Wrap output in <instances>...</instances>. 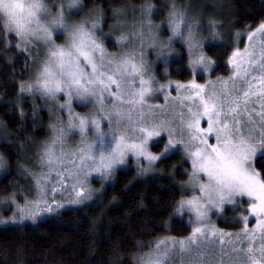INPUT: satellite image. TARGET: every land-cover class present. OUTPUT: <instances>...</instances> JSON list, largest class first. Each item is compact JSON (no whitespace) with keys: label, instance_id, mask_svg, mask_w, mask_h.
I'll return each mask as SVG.
<instances>
[{"label":"snow or ice","instance_id":"obj_1","mask_svg":"<svg viewBox=\"0 0 264 264\" xmlns=\"http://www.w3.org/2000/svg\"><path fill=\"white\" fill-rule=\"evenodd\" d=\"M140 10L141 28L131 30L134 39L130 47L117 55L97 45L101 53L99 62L87 58L88 72L77 65L71 90L61 89L59 84L51 87L39 77L35 81L19 82L20 93L34 94L35 85H39L37 90H42V95L54 100L59 108L67 109L68 129H77L81 141L76 149L57 150L53 144H65L67 134L65 129H60L52 143L39 152L41 171L22 172L32 176L35 198H25L21 205L13 196L7 197L14 205L13 215L7 220L0 217V224L24 220L35 223L44 214H59L65 206L92 200L96 190L89 183L90 176L98 174L101 181L109 180L117 166L126 164L129 154L137 165V175L143 176L157 171L156 165L169 159L171 153L180 152L182 159L191 162V171L184 169L188 180L182 181L180 187L199 189V195L182 196L175 207L177 214L185 209L191 213V231L185 238L159 241L155 250L146 259L142 258V264H167L175 256L179 257L178 264H204L205 253L201 249L214 244L217 237L221 245L225 237L234 245L232 250L236 255L228 264H264V155H261L264 153V19L250 30L246 26L247 42L243 48L233 47L227 54V65L231 66L227 78L217 77L204 83L196 79L186 82L169 79L161 83L145 58L147 49L151 48L163 60L167 71L169 56L175 52L173 37H179L187 46L188 65L193 74L211 73L215 61L204 51L203 38L195 26L181 31L179 20L184 18L183 12L174 7L168 10L171 36L165 43L157 34L159 25L151 19L153 5L145 0ZM208 23L210 35L219 39L218 21L211 19ZM33 36L47 42L51 32L43 29L37 35L17 29L16 48L27 54L26 59L36 55L30 39ZM240 37L241 32L236 31L233 43L240 41ZM128 39L125 32L116 37L118 45ZM5 43L10 41L6 38ZM172 85L175 95L169 91ZM61 91L62 103L58 98ZM158 95L163 96V103L153 102ZM73 97L85 105L92 103L93 111L74 112ZM16 99L19 106L20 97ZM256 103L260 111L250 108ZM253 113L258 120L253 119ZM105 121L106 129L102 127ZM212 138L214 143L210 142ZM152 144L159 150L152 151ZM141 158L145 161L143 166ZM6 164L0 157V169H5ZM241 197L247 200L241 202ZM226 205L233 206L234 219L242 224L235 233L218 229L209 217L212 210L224 214ZM249 215L255 217L251 227Z\"/></svg>","mask_w":264,"mask_h":264},{"label":"trees","instance_id":"obj_2","mask_svg":"<svg viewBox=\"0 0 264 264\" xmlns=\"http://www.w3.org/2000/svg\"><path fill=\"white\" fill-rule=\"evenodd\" d=\"M148 2L153 5V22L166 19L170 7L167 0ZM85 3L105 10L104 27L116 36L121 33L110 27L113 18L131 23L141 16L145 0ZM204 12L205 17L197 26L204 51L215 61L214 74L228 76L231 66L227 65V54L237 45L233 43V34L245 32L246 26L250 30L264 19V0H205ZM211 19L218 21L219 39L210 35ZM166 31L165 27V34ZM8 39L7 48L0 45V119L6 127L0 153L7 158V171L0 178V208L1 201H9L7 197L17 195L20 200L30 192L29 188L23 190L29 175L22 172L33 171L30 166L39 152L37 144L49 135L52 123V113L29 97L20 99L17 106L16 98L21 95L19 82L30 79L33 58L26 59L27 54L16 48L14 35ZM243 42L242 38L240 45ZM105 43L109 50L118 51L113 41ZM172 47L175 52L169 56L167 71L163 61L154 62L157 80L198 81L202 75L191 72L187 46L179 40ZM148 56L153 57L150 53ZM153 150L159 148L154 145ZM156 168L157 171L143 176L137 175L134 167L118 169L107 183L93 179L96 193L92 200L68 206L35 223L1 224L0 264H141V257L155 241L166 236H187L191 225L186 216L175 215V207L185 195V187H180L182 181L188 180L184 169L191 171V165L180 152H175Z\"/></svg>","mask_w":264,"mask_h":264},{"label":"clouds","instance_id":"obj_3","mask_svg":"<svg viewBox=\"0 0 264 264\" xmlns=\"http://www.w3.org/2000/svg\"><path fill=\"white\" fill-rule=\"evenodd\" d=\"M167 3L170 7L167 9L166 19L153 22L159 25L157 34L165 43L171 36L167 18L168 10L171 8L174 7L184 13V18L179 20L181 31L190 25L197 28L205 17V0H167ZM142 19L140 16L137 23H128L114 17L110 22V27L117 33L131 31L133 28H141L139 22ZM104 25L105 10L98 5L88 6L85 0H0V45L4 48L9 46V43H5V39L11 35L16 37L18 28L35 32L37 35L43 29L51 32V39L47 42L36 39L34 36L30 37L33 47L39 50L33 58L31 80L35 81L39 77L47 81L51 87L59 84L61 89L66 87L71 90L74 80L73 72L76 70V66L78 65L80 70L88 72L87 58L99 62L101 53L96 47L97 45L107 53L117 55L129 48L125 45L123 50H109L105 41L110 32ZM165 27L167 29L166 34ZM143 30L146 31V26ZM179 40V37H173L172 45ZM130 43L131 40H129V45ZM147 50L154 53L151 48ZM145 58L152 66L153 71L154 60L158 57L156 55L149 57L147 51ZM158 59L162 60L161 58ZM41 73H43L42 76H40ZM39 88V85H35L34 94L46 98V102L50 101L55 104L54 100H48L47 96L42 95V90H37ZM60 93L63 94L62 91ZM61 128L65 129L67 133L64 137L65 144L56 143L53 144V147L57 150L61 147L70 149L66 141L69 135L68 123L64 124L57 121L49 125V135L42 138L41 142L37 144L39 152L43 150L45 145L52 143L53 139L59 135ZM89 136L91 137V132H89ZM0 157L7 162L3 153H0Z\"/></svg>","mask_w":264,"mask_h":264},{"label":"rangeland","instance_id":"obj_4","mask_svg":"<svg viewBox=\"0 0 264 264\" xmlns=\"http://www.w3.org/2000/svg\"><path fill=\"white\" fill-rule=\"evenodd\" d=\"M131 10H128V12H130ZM133 12V11H132ZM79 14V13H77ZM132 13H130L129 15H131ZM121 14H119V17H120ZM138 19L139 17H136V19L134 18V21H132L131 23H137L138 22ZM115 32V31H114ZM129 39L126 40V41H123L122 42V45H118L117 44V41H116V37H118L119 35H116V36H113L114 34H112L110 32V35L107 36L106 38V41H113L114 44L117 46L118 48V51L119 49H123V46L127 45L130 47L129 45V40H132L134 39L131 35V31H124ZM204 32H207V31H204ZM59 38V37H57ZM244 39V42L242 45H240V41L241 39ZM240 41L236 42V47H240V48H243V45L244 43L247 42V37H246V33L245 32H242L241 33V37H240ZM137 45L139 44V41L137 40L136 41ZM38 48H35L33 47V52L34 54H36L38 52ZM148 53H150L152 56H154L155 54L152 53L150 50H147ZM156 60V59H155ZM163 60H160L157 58L156 61L154 62H162ZM33 68V66H32ZM90 71V68L88 69ZM214 68L212 70L211 73H203V72H200V71H197L196 73H199L202 75V77H199V80L197 81L198 83H204L205 80H208V79H216L217 77H221V78H227L228 76L227 75H215L214 74ZM153 74L155 75V72H154V66H153ZM31 79V77H30ZM169 91L172 92L173 95H175V91H174V85H172L170 88H169ZM29 97L31 99V101H33V103L35 104H39L41 105V107H46L50 113H52V123L54 122H63L64 124H67L68 123V118H69V114H68V110L67 109H61L58 107V105L53 104L52 102L48 101L46 103V98H43L41 97L40 95L38 94H27V93H21L20 95V99H25ZM58 98L60 100V102L62 103L63 102V94L60 93L58 94ZM155 103H163V96L162 95H158V98L153 101ZM110 103V101H109ZM251 107H255L257 111H260V105L259 103H256L254 105H250V108ZM72 110L74 112H77V113H80V114H84L86 112H90V111H93V105L92 103H88L87 105L83 104V103H80V102H77L75 100H73V103H72ZM253 119H259L257 116H255V114L253 113ZM0 122H2V124H0V141L3 139V135L6 131V127L3 123V121L0 119ZM51 123V124H52ZM102 127H104L105 129L107 128V122L105 121L103 124H102ZM69 135L68 137L66 138V141H67V144H68V147L70 149H76L79 144H80V141H81V136L78 132L77 129H69ZM166 138V137H165ZM159 139V138H157ZM210 142H215L214 138H212V140ZM153 146L154 144L150 145L151 147V150H153ZM263 154V153H261ZM126 164L125 165H121V166H117V169H126V168H129V167H134L135 169L137 168V165L133 159V157L131 156V154H129V156L126 158ZM191 165V162L188 161ZM145 163V161L143 160V158H141V161H140V164L141 166H143ZM7 166V164H6ZM30 168H33V171L30 172V173H39L41 171V168H40V164H39V152L38 154L36 155V158L34 159V163L30 166ZM7 171V167L5 169H0V178L6 173ZM151 173V172H149ZM147 173V174H149ZM146 175V174H145ZM201 176H203V174H201ZM28 180L26 183H24V188L23 190H26V189H30V192H28V195L27 194H24V196L21 197V199L19 200L20 197H17L14 196V198L16 199V202L17 204H23L24 203V200L25 198L27 199H34L35 198V183L34 181L32 180V176L29 174L28 176ZM53 181L56 179L55 177V173L52 174V178H51ZM93 179H100L99 178V175L98 174H92L89 178V183L92 187V182H93ZM101 181V180H100ZM109 180H106V181H101L102 182H108ZM49 187H51V184H49ZM192 195H199V189H196L195 191H193L190 187L186 186L185 187V195L184 197H190ZM59 195L57 196V199H59ZM241 202L243 201H246L247 200V197H241L239 198ZM70 206H73V205H69ZM247 205L245 204V207ZM68 206H65L64 208H67ZM64 208H61V209H64ZM233 206H230V205H226L225 206V212L224 214H217L215 212V210H212L210 213H209V217L212 221V223H214L216 225V227L218 229H223L225 232H228V233H235L237 231H239V229L242 227V224L238 222L237 219H234L235 217V212L232 210ZM60 209V210H61ZM228 209H231V211H228ZM240 209H239V206L237 205L236 206V212H238ZM13 211H14V205H12L11 203V200H3L1 201V208H0V215L7 220L8 217L12 216L13 215ZM7 213V214H6ZM51 214H44L39 218H42V217H46V216H49ZM175 215L177 216H186L187 219H188V222L191 218V213H189L187 211V209H185L183 212L177 214L175 213ZM37 219V220H38ZM23 222H30V223H33L32 221L30 220H24ZM16 223H21L19 221H17ZM255 223V217L249 215V227H251L252 224ZM5 224V223H4ZM7 224H14L12 222H8ZM1 225V224H0ZM3 225V224H2ZM188 236V235H187ZM187 236H181V237H177V236H166L165 238H161L157 241H155L153 243V245L151 246L150 250L147 252L150 253L152 251L155 250L156 246H157V243L161 240H165L166 238H174V239H180V238H185ZM234 239V237H233ZM233 247L234 245L232 244H229L228 243V238L225 237V243L223 245H221V242L219 240V238H215V243L214 244H211V245H208L206 247H203L201 250L205 253L204 256L202 257L203 261H204V264H209V262H211V264H228V262L230 261L231 258H233L236 253L233 252ZM147 254L143 255V257H141V264H142V258L146 259L147 258ZM178 261H179V257L178 256H175V257H172L168 262L167 264H178Z\"/></svg>","mask_w":264,"mask_h":264}]
</instances>
